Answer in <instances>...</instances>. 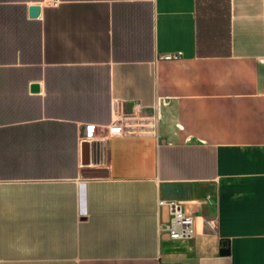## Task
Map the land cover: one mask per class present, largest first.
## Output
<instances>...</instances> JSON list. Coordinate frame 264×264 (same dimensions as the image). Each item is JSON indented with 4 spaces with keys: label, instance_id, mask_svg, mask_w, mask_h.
Listing matches in <instances>:
<instances>
[{
    "label": "crops",
    "instance_id": "0c3cea01",
    "mask_svg": "<svg viewBox=\"0 0 264 264\" xmlns=\"http://www.w3.org/2000/svg\"><path fill=\"white\" fill-rule=\"evenodd\" d=\"M163 263L264 264V0H0V264Z\"/></svg>",
    "mask_w": 264,
    "mask_h": 264
},
{
    "label": "built area",
    "instance_id": "2783aa9c",
    "mask_svg": "<svg viewBox=\"0 0 264 264\" xmlns=\"http://www.w3.org/2000/svg\"><path fill=\"white\" fill-rule=\"evenodd\" d=\"M56 4L58 0H49ZM179 57L178 53H164L163 58L174 59ZM119 127L113 126L111 130ZM94 130L91 125H87L85 129V138L90 139L93 137ZM160 206L169 207L171 216L170 219L161 224V230L166 231L172 239H189L194 232V218L193 215L188 213L183 204L176 201H167L165 199H159ZM209 226L213 227V223L209 222ZM173 264V263H163Z\"/></svg>",
    "mask_w": 264,
    "mask_h": 264
},
{
    "label": "trees",
    "instance_id": "16d2710c",
    "mask_svg": "<svg viewBox=\"0 0 264 264\" xmlns=\"http://www.w3.org/2000/svg\"><path fill=\"white\" fill-rule=\"evenodd\" d=\"M198 2L199 10L209 16L222 15L228 11V0H208L205 5H201V0H198Z\"/></svg>",
    "mask_w": 264,
    "mask_h": 264
},
{
    "label": "water",
    "instance_id": "95a60500",
    "mask_svg": "<svg viewBox=\"0 0 264 264\" xmlns=\"http://www.w3.org/2000/svg\"><path fill=\"white\" fill-rule=\"evenodd\" d=\"M40 12V5H33L30 7V13L32 16H37ZM37 88V85L35 86Z\"/></svg>",
    "mask_w": 264,
    "mask_h": 264
},
{
    "label": "rangeland",
    "instance_id": "374dc122",
    "mask_svg": "<svg viewBox=\"0 0 264 264\" xmlns=\"http://www.w3.org/2000/svg\"><path fill=\"white\" fill-rule=\"evenodd\" d=\"M208 2V0H201V5H205ZM101 172L97 171V170H93L89 172V175L91 176H96V175H100Z\"/></svg>",
    "mask_w": 264,
    "mask_h": 264
}]
</instances>
